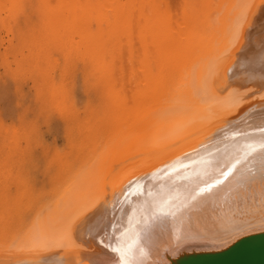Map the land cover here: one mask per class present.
<instances>
[{
    "label": "bare ground",
    "instance_id": "6f19581e",
    "mask_svg": "<svg viewBox=\"0 0 264 264\" xmlns=\"http://www.w3.org/2000/svg\"><path fill=\"white\" fill-rule=\"evenodd\" d=\"M0 48L5 62L49 83L59 111L76 112L64 129L74 152L43 134L18 144L30 210L14 208L27 217L19 226L0 218V264L115 260L96 242L113 224L117 239L105 243L131 246L136 264L264 226V0H0ZM85 54L98 68L87 81L108 78L110 98L87 86L80 100L73 68ZM52 151L62 157L54 173ZM161 200L172 214L152 217Z\"/></svg>",
    "mask_w": 264,
    "mask_h": 264
},
{
    "label": "rangeland",
    "instance_id": "374dc122",
    "mask_svg": "<svg viewBox=\"0 0 264 264\" xmlns=\"http://www.w3.org/2000/svg\"><path fill=\"white\" fill-rule=\"evenodd\" d=\"M0 52L3 55L5 53V49L0 48ZM2 55H0V218L3 219L4 217H8V219L6 218L3 220L4 222L7 220L10 221L11 218H13L12 220H15L19 226L24 218H27L25 217V215L29 212L30 209H24L28 207L27 203H29V201L26 197H21L24 190H19V188H21L23 184V180L21 178L22 175L20 173L23 171V169L21 167H23L25 171L26 166H22L20 158L21 151L18 152L19 154L17 153V151L22 150V148L24 150L26 149L27 138L43 134L44 138L50 144L57 145L58 147L60 146V149L62 148L64 149V151L67 149V153L74 152L73 146L67 140L64 129L67 126H70L66 122V119H69L70 121L75 120L76 112L69 111V115H64V112L58 110V107L55 104V100L47 92L49 83H45L43 80H40L37 77L36 79H34L31 73L26 74L22 67L18 66L15 61H10V63L5 62L3 59L5 54L3 56ZM90 59V55L85 54V59H82V61L73 68V70L79 75L77 77V85L79 89L77 88V90L80 100L82 102L87 100V86L89 87V91L91 92L90 95L98 96L100 94L102 97L108 96L110 98L112 96L111 94L113 84L108 78H105V82L100 83L95 81H87L86 75L91 71L93 73H97L95 70L98 69L97 67H93ZM62 61L64 62V57H62ZM69 80L70 79H68V81ZM71 83L69 84L70 86L73 85V83L72 85ZM51 107L54 108L53 112L55 116H58L55 123H52L54 126H52V124H50L48 120L49 110ZM82 111H84V108H82ZM82 111L80 109L78 115H83L85 113H83ZM18 144L22 148L18 149ZM37 152L42 154V150L40 149L37 150ZM63 153L67 154L65 152ZM53 154L55 153H53L52 151L48 160H50L51 164H53V166H51V169H53L54 173L60 168V161L58 159H62V157L60 155L59 157L57 154H55V156L57 155V157H53ZM41 163L43 167L45 161L42 160ZM9 164L12 166L14 164V166L10 167ZM42 167L41 170L38 169L41 172L39 173V171L37 170L38 174H36L37 176L41 177L40 179L43 178ZM18 177L20 178V182H18L17 180H15V182L14 178L18 179ZM62 178L63 177H61L60 180ZM18 183L21 185H18L17 191L16 184ZM50 183L51 182H47V186H45L48 188V186L52 184L48 188L49 192L47 191V189L45 190V187L44 189L41 188L42 190H44V193L41 190L44 196L39 191V193H41V195L44 197L43 199L51 197V194L54 191L53 188H56V186L58 185V181L51 184ZM43 186L44 184L42 185V187ZM8 191H12L10 193L11 195L18 194V196H14L17 198H12ZM20 193L21 195H19ZM8 195L11 196L10 199L13 202L8 199ZM20 207H22V209ZM14 208L16 210L18 208V212L22 211L21 214L25 213V215H21L20 213L16 212ZM12 212L16 214H12ZM2 219H0V226H3ZM19 219L20 222H18ZM16 223L14 222V224ZM0 248H2L1 245Z\"/></svg>",
    "mask_w": 264,
    "mask_h": 264
},
{
    "label": "water",
    "instance_id": "95a60500",
    "mask_svg": "<svg viewBox=\"0 0 264 264\" xmlns=\"http://www.w3.org/2000/svg\"><path fill=\"white\" fill-rule=\"evenodd\" d=\"M164 264H264V226L244 231L220 246L184 249Z\"/></svg>",
    "mask_w": 264,
    "mask_h": 264
},
{
    "label": "snow or ice",
    "instance_id": "6c2138e0",
    "mask_svg": "<svg viewBox=\"0 0 264 264\" xmlns=\"http://www.w3.org/2000/svg\"><path fill=\"white\" fill-rule=\"evenodd\" d=\"M262 133V139L258 142V147L262 150V163H264V129L260 130ZM257 144H248L245 146V151L243 156H237L234 158V162L227 168L226 172H221V176L223 179H227L229 175H231L237 165L241 164L242 160H246L249 155H251L254 151H256ZM221 180H216L215 184L221 183ZM215 185L209 184L203 188H200V192H205L210 190ZM151 195V193H149ZM168 201L161 200L154 203V210L152 212V217H159L165 215H171L172 213L167 211ZM111 233L113 239H117L115 236V225H110L107 230L100 228L97 230V244L105 250H109L111 253L115 255V260L103 258L96 261V264H136V260L134 254L132 252L131 246H121L117 244L113 246L112 242L105 243V240L108 238Z\"/></svg>",
    "mask_w": 264,
    "mask_h": 264
}]
</instances>
